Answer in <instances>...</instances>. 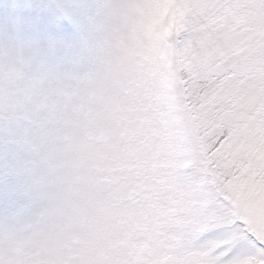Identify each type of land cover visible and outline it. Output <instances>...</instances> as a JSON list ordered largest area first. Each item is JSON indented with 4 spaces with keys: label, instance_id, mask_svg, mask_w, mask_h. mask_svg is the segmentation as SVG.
Segmentation results:
<instances>
[{
    "label": "snow or ice",
    "instance_id": "1",
    "mask_svg": "<svg viewBox=\"0 0 264 264\" xmlns=\"http://www.w3.org/2000/svg\"><path fill=\"white\" fill-rule=\"evenodd\" d=\"M52 135L53 264H264V0H163Z\"/></svg>",
    "mask_w": 264,
    "mask_h": 264
},
{
    "label": "clouds",
    "instance_id": "2",
    "mask_svg": "<svg viewBox=\"0 0 264 264\" xmlns=\"http://www.w3.org/2000/svg\"><path fill=\"white\" fill-rule=\"evenodd\" d=\"M162 2L0 0V264H53L41 219L52 132L91 77L146 43Z\"/></svg>",
    "mask_w": 264,
    "mask_h": 264
},
{
    "label": "rangeland",
    "instance_id": "3",
    "mask_svg": "<svg viewBox=\"0 0 264 264\" xmlns=\"http://www.w3.org/2000/svg\"><path fill=\"white\" fill-rule=\"evenodd\" d=\"M7 5H4V7H6Z\"/></svg>",
    "mask_w": 264,
    "mask_h": 264
}]
</instances>
